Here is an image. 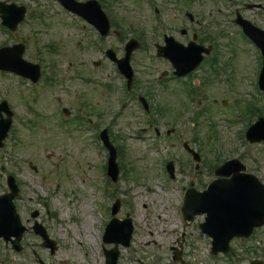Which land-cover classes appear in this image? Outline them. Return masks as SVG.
Here are the masks:
<instances>
[{
	"label": "rangeland",
	"instance_id": "1",
	"mask_svg": "<svg viewBox=\"0 0 264 264\" xmlns=\"http://www.w3.org/2000/svg\"><path fill=\"white\" fill-rule=\"evenodd\" d=\"M12 1L27 4L30 10L39 13V18L29 19L28 24L11 35L0 30V45L24 40L27 43L24 58L40 63L44 74L41 73V81L36 86L38 97L36 92L34 95L28 92L27 83L21 84L14 75L4 76L0 72V99H6L14 112L9 138L0 149V168L4 166V173L0 170V193L7 191L6 174H13L20 187V194L14 200L15 208L27 228L19 251H14L10 243L5 245L0 238V264H104L103 225L110 219V207L117 198L121 206L116 217L123 219L127 214L134 226L129 247L119 248L120 264H181L172 258L171 250L172 246L178 247L180 238H184L181 254L184 264H248L252 258H264L263 233L254 242L242 244L257 247L254 254L241 251L239 242L234 241L231 251L238 252L239 256L218 254L211 258L206 250L207 240L198 236L193 222L184 225L176 209L181 202L178 185L188 186L190 180L193 185L197 180L201 184L208 183L212 178L209 162L214 160L239 158L248 172L264 182V143L250 145L244 139L247 119L250 121L257 113L246 112L243 116L248 103L252 102L256 108L264 107V94L261 96L256 91L251 79L256 60L254 51L248 43L237 40L236 28L224 22L221 26L227 33L228 48L221 47L224 58L218 65L229 61L227 74L219 76L205 90L202 81L211 76L205 61L189 79L191 86L195 85L192 80L198 79L197 90L207 93V96L204 94L206 99L203 96L200 101L198 95L189 98L186 89L182 91V86L176 82L164 78L162 85L155 81V76L169 65L155 57L153 42L161 40L150 37L158 35L159 28L143 1L107 0L125 33L122 31L120 38H105L103 49L111 47L122 56L124 41L135 32L145 35L149 41L147 47L133 54L131 62L138 77L147 83L151 107L168 115L153 110L155 116H145L136 88L122 105L125 99L122 80L110 59L101 57L94 46L86 50L90 35H84L77 28V21L63 14L57 3L52 0ZM210 4L211 0H198L192 11L204 12ZM253 11L245 10L246 16L264 26V13ZM165 28L184 43L176 33L177 24ZM230 38L236 48L230 44ZM78 41L82 45L78 46ZM227 49H235L236 54L231 55ZM97 60L101 61L100 65L94 67L92 63ZM258 71L256 68L254 77L258 76ZM50 76L53 81L48 79ZM212 99H216V106L211 104ZM223 100L225 104H221ZM204 106L209 110L198 115ZM62 107L73 112L82 108L81 117L85 120L95 119L98 112L100 118L95 119L98 129L85 121V129L65 132L60 127ZM226 114L236 121L227 120L225 125L222 119ZM146 119L155 122L154 125L149 126ZM104 127L117 150L120 173L116 183L100 168L106 164L107 151L96 137ZM169 129L174 132L168 136ZM236 131L241 136L238 137ZM183 142L199 152L202 161L197 170ZM168 160L174 164V180L166 179ZM84 204H89L88 211H83ZM34 210L39 212L37 218L31 217ZM168 214L172 219L161 224ZM197 219L203 220L201 215ZM34 221L42 224L49 237L56 241L57 249L53 254L41 245L40 237L32 231ZM174 224L176 228L171 229ZM96 257L99 262L94 261Z\"/></svg>",
	"mask_w": 264,
	"mask_h": 264
},
{
	"label": "water",
	"instance_id": "2",
	"mask_svg": "<svg viewBox=\"0 0 264 264\" xmlns=\"http://www.w3.org/2000/svg\"><path fill=\"white\" fill-rule=\"evenodd\" d=\"M10 17L7 18V21L9 20ZM20 18L21 16L19 18H16L12 28H14V26L20 20ZM8 50H12L14 54L11 55L12 52L9 53L10 62L7 65H11L17 68V65L21 64L24 65L25 67L34 68L36 69L35 72H37L36 66L29 65L28 63H25L21 60V53H22L21 47L15 46L10 49L2 50L1 52ZM36 79H37V75L33 80ZM4 135L5 132L0 133V139L3 138ZM112 175L114 176V174ZM230 183L231 184H226L221 186L217 185L215 186L214 189H212V186L210 185L207 191L198 194H194L192 192L193 197L190 198L194 200H192L191 202H189L190 199L186 200V204H185L186 211L188 212L193 208H195L196 210L193 212H207L208 214L207 220L210 223H213L214 221L220 222L225 220L226 221L233 220L235 222L236 221L239 222L242 219L241 216L242 212L248 210L247 207L242 208L241 206V202L243 201V196H249L252 197V202H253L252 211L254 217L264 219V190L260 191L259 193H256L255 191L251 190L252 187L241 186L240 184L233 183V181H231ZM9 185L11 192L2 197L0 196V201H4L3 207L5 212L6 213L8 212L10 218L14 221V224L18 227L19 224L17 222V218L15 219L16 215L14 213V207L12 204V199L17 194L16 192L17 190L15 185H13L12 180H9ZM263 221L264 220L260 221L259 223ZM21 230L22 229H20V232L17 233L16 240L13 242L15 245L17 244L20 238ZM124 243L125 244L128 243V238L125 240Z\"/></svg>",
	"mask_w": 264,
	"mask_h": 264
},
{
	"label": "flooded vegetation",
	"instance_id": "3",
	"mask_svg": "<svg viewBox=\"0 0 264 264\" xmlns=\"http://www.w3.org/2000/svg\"><path fill=\"white\" fill-rule=\"evenodd\" d=\"M263 231H264V226L255 227L252 230V232H251V234L249 236L242 237V238H234L233 241L239 242L241 251L250 252V253L254 254V253H256V251H255L256 250V247H247V246H243L242 244L254 242L257 238H259V236H260L261 233L264 234ZM208 239L210 240V237L209 236H208ZM258 241L260 242V239H258ZM256 258H259V256L256 257ZM256 258H253V259H256Z\"/></svg>",
	"mask_w": 264,
	"mask_h": 264
},
{
	"label": "bare ground",
	"instance_id": "4",
	"mask_svg": "<svg viewBox=\"0 0 264 264\" xmlns=\"http://www.w3.org/2000/svg\"><path fill=\"white\" fill-rule=\"evenodd\" d=\"M85 206H83L82 207V209H83V211H88L89 210V207H87V206H89V204H84ZM163 207V206H162ZM88 217H89V214H88ZM90 217H91V215H90ZM170 220V219H172V215L171 214H168L165 218H164V220H162L160 223L161 224H163L165 221H167V220ZM163 225H165V223L163 224ZM161 226L162 225H160V227H159V229H161ZM163 227V226H162ZM176 228V224H174V225H172V228L171 229H175ZM156 235V234H155ZM159 235H157V237H158ZM93 241L95 242V239L93 238ZM94 261L95 262H99L100 261V259H98V257H96L95 259H94Z\"/></svg>",
	"mask_w": 264,
	"mask_h": 264
}]
</instances>
